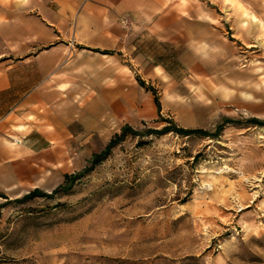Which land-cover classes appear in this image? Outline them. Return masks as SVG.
Returning <instances> with one entry per match:
<instances>
[{"label": "rangeland", "instance_id": "1", "mask_svg": "<svg viewBox=\"0 0 264 264\" xmlns=\"http://www.w3.org/2000/svg\"><path fill=\"white\" fill-rule=\"evenodd\" d=\"M212 68L147 74L161 111L131 125L139 136L69 193L9 199L0 264H264V125L250 122L264 120V64ZM226 118L215 137L147 132Z\"/></svg>", "mask_w": 264, "mask_h": 264}, {"label": "crops", "instance_id": "2", "mask_svg": "<svg viewBox=\"0 0 264 264\" xmlns=\"http://www.w3.org/2000/svg\"><path fill=\"white\" fill-rule=\"evenodd\" d=\"M259 52L264 0H0V194L51 192L155 118L138 78L264 64Z\"/></svg>", "mask_w": 264, "mask_h": 264}, {"label": "trees", "instance_id": "3", "mask_svg": "<svg viewBox=\"0 0 264 264\" xmlns=\"http://www.w3.org/2000/svg\"><path fill=\"white\" fill-rule=\"evenodd\" d=\"M139 84L144 86V82L140 79H138ZM150 91H152V93L154 94V101L155 104L158 107V110L161 111V105H160V101H159V96L157 95V93L155 92L154 89L152 88H148ZM169 124L167 126H164L163 128L156 130V129H148L147 132L149 134H155V135H159V134H166V133H176L179 135H184V136H191L192 134H197V135H201V136H216L225 126L226 123H231L234 122V120L230 119V118H226L224 122H222L221 124L218 125L217 129L214 132H211L210 130H204L201 128H192V129H186L183 127L178 126L174 121H168ZM250 122L255 124V125H264V120L261 119H250ZM128 135H132V136H139L140 132H138L137 130H135L131 125L126 124V126H124L120 132L115 133L110 139V142L100 151L93 153L92 158L89 160V165L86 166L83 170L75 173V174H66L64 181L61 183V185H59L58 187H56L55 189H53L52 192H47V191H42L38 188L31 190L28 194L20 197V198H16L14 199V202H18V203H25L28 202V200L34 199V198H52L54 196H56L57 194H61L62 193H69L72 189V187L75 185V183L78 181L79 178H81L82 176H84L86 173H89L91 171L94 170V168L101 164L103 161H105L111 151L113 150V148H115L116 146L120 145L121 143H123L126 140V137ZM146 141L141 142L140 144L143 145L145 144ZM3 198L6 199L5 202L0 203V216H1V212L2 209L9 205L11 202V200H9V198L3 194H0Z\"/></svg>", "mask_w": 264, "mask_h": 264}]
</instances>
